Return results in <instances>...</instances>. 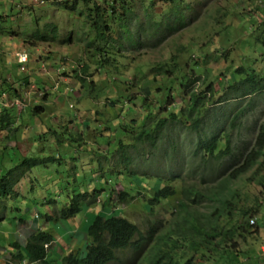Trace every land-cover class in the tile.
I'll list each match as a JSON object with an SVG mask.
<instances>
[{
    "label": "rangeland",
    "instance_id": "rangeland-1",
    "mask_svg": "<svg viewBox=\"0 0 264 264\" xmlns=\"http://www.w3.org/2000/svg\"><path fill=\"white\" fill-rule=\"evenodd\" d=\"M74 1L77 4L72 8ZM82 2L91 7L92 17L97 5L104 9L114 8L113 13L107 12L106 15L111 31L107 36L110 48L105 53L117 59L112 53L124 48L120 53L122 57L115 60L118 67L120 65V81L123 85L126 84L125 87L118 86V92L126 93L131 85L136 93L140 92L136 90V82H139L136 79H140L139 69L146 70L145 77L149 75L152 65L161 64L160 69L164 68V64L170 67L171 56H178L181 67L177 74L179 79L174 80L168 89L164 88L169 93L168 96L165 95L167 98L162 105L166 107L165 110L171 109L174 103L186 107L189 104L190 90L203 91L201 97L206 99L207 109L204 110L203 123L198 131H192L188 126L189 122L168 123L155 142V147L141 146L138 153L132 152V159L127 162L118 159V154L108 148L113 147V143L120 138H128V135L123 136L119 132V128L127 129V133L133 130L131 120L143 119L144 110L136 104V112L135 107L123 99L117 102L116 107H104L107 104L104 95L96 97L101 86L106 87L109 96L114 95V88L110 81L105 80L108 77H104L103 72H98L92 52L85 53V43L94 40L96 33L92 29L91 16L87 18L88 11ZM122 11L127 12L122 15ZM263 19L264 0H0V91H10L11 89H6L7 84L12 86L15 80L18 81L15 87L22 89L19 91L22 97L18 99L15 96L7 97V93L0 94V104L4 103V99L10 105L23 107L21 120L17 107L14 112L18 116L14 120L21 123L15 135L17 141L11 139L13 142H6L5 131L0 133V160L1 156L4 158L0 171L4 166L14 164L19 156V150L3 146L5 142L8 145L16 144L24 154L34 143H39L38 135L46 131L49 125L57 126L74 120L72 128L75 130L79 127L82 130L85 122L81 120L89 119L91 122V128L83 134L87 150L82 152L76 146L65 148L45 141L48 144L47 153L60 154L63 159L60 162L53 161L47 167L40 166L30 170L16 186L21 197H25L24 204L19 205L23 210L21 214L16 210H9V217L0 223V264L17 262L11 258L6 248L10 246L14 236L23 244L26 236L37 228L53 233L54 241L48 246L50 260H58L71 250H80L83 254L86 250V226L91 221V214L98 210L105 211L106 214L124 215L142 231L158 225L155 233L159 234L179 218L177 202L184 186H193L202 191L219 186L222 179L251 149L260 126L264 124V91L242 98L225 96L232 71L246 62L243 57L250 58L248 67L257 69L264 75V63L252 59L255 53L250 48L253 39L251 34H255L254 28ZM53 24L57 27L56 32L52 31ZM42 36L46 40L41 41ZM19 52L28 55V61L21 63V66L16 60V53ZM83 63L89 65L86 75L80 73ZM76 70L87 81H96L95 89L98 91H94L89 100H76L86 92V88L80 87L77 82ZM184 75L199 80L191 84L182 95L177 88ZM23 77L30 83H22ZM158 79L157 77L156 80ZM126 80L136 82L126 83ZM210 82L212 91L206 89ZM141 85L155 90L160 82L148 79ZM149 98L155 96L151 94ZM37 104L45 105L46 111L33 115L31 108ZM239 109H243V113L232 124L234 113ZM109 114L112 116L106 120ZM76 117L81 124L75 121ZM154 118L152 116L148 119L145 125L152 124ZM215 128L220 130L218 134L221 137V148L225 145V134L229 135L231 153L221 159L209 157L207 161L202 160L200 154H193L199 131L202 138H206ZM67 135L69 133L65 137ZM45 137L52 140L50 134L45 133ZM76 142L78 141H72ZM38 147L39 145L33 150ZM263 158L262 156L257 164L230 182V187L235 191L236 208L256 211L249 218V224H252L251 219L255 223L250 228L251 234L236 236L239 253L242 255L240 257L238 253L235 264H264V196L260 184L264 180V164H261ZM74 165L77 166L79 179L75 182V174L68 172ZM169 177L176 178L173 181L166 180ZM70 178L74 184L79 181L87 187L96 184L107 189L116 185L117 191L128 189L134 197L131 201L122 203L110 200L109 205L102 210L101 202L106 196L99 194L90 206L73 218L52 221L46 219L43 213L53 212L48 207L44 210L43 205L32 204L28 196L30 185L34 186L38 196L55 189L60 196H64L67 191L71 192L72 186L67 188L69 185L66 183ZM163 182L170 183L176 193L148 209L146 195L152 192V188L164 184ZM39 184L44 186L40 187ZM212 204L205 200L197 207L206 213L212 210ZM19 216L29 221L28 225L20 222L16 226ZM239 219V215H236L235 220ZM222 223L229 227L225 219ZM256 224L259 225L257 232ZM26 227L28 228L25 229ZM148 245L150 244L146 246ZM120 258L119 264H137L139 257L133 259L132 254L126 251L124 256L121 253ZM202 261V264L212 262L207 259V255ZM139 264H144V256L143 263Z\"/></svg>",
    "mask_w": 264,
    "mask_h": 264
},
{
    "label": "trees",
    "instance_id": "trees-1",
    "mask_svg": "<svg viewBox=\"0 0 264 264\" xmlns=\"http://www.w3.org/2000/svg\"><path fill=\"white\" fill-rule=\"evenodd\" d=\"M76 4L77 2L74 1L72 8H75ZM82 4L88 11L87 18H90L91 7L84 2H82ZM121 7L124 8V6ZM113 11V7L104 9L99 7V5L96 6L94 17L91 16L92 29L96 33V38L85 43L84 47L86 52H84H92L93 58L97 63L98 72L100 74L103 72L105 74L104 77H108V79L105 80L110 81L111 86L114 88L113 96L107 95L108 91L104 86H101L102 89H99L100 93L96 94V97L104 95L105 101H107L104 107H116L117 102L123 99L133 105L136 112L138 110L136 104L141 106V110H144L142 115L143 119L140 121H137L135 118L131 120L132 123H130L133 130L127 133V129L119 128V132L123 134V136L128 135V138H120L117 142L113 143V147L107 146L118 154V159L124 162L126 160L127 162L132 159V152L135 154L138 153L141 146L150 145L151 147H155V142L160 138L161 132L168 123L178 121L185 124L189 122V128L192 129V131H198L203 123L204 110H206L207 107L206 99L201 97L204 92L197 90H190L189 104L186 107L174 103L171 109L165 110L166 107L162 105L165 98H167L165 95L169 93L164 88L168 89L174 80L179 79L177 78V74L181 67L177 55L171 56L169 61H172V65L170 67L164 64V68L160 69L161 64L157 66L155 64L152 65L149 70V77H144L146 70L139 69L140 79H136V81L139 82L135 80L124 81L131 84H134L133 81H135L138 84H136V90H140V92L137 91L136 93L132 89L133 85L128 88L129 91H126V93L123 91L118 92V86H122L123 84L120 81L121 74L118 72L120 65L118 67V63L116 64L115 60H118L124 48L119 49L117 53L111 52L118 57L117 59H113L109 56L110 54L105 53L108 52L110 48L107 36L111 31L109 30V24L106 22V15L107 12L113 13ZM122 12V15H124V12L126 13L127 11ZM81 13L80 11L79 14ZM153 22L155 23V21H152V23ZM153 27L155 26L153 25ZM164 28L166 27L164 26ZM52 31H57V27L54 24ZM254 31L255 34H251L253 39L250 45L253 53H255V57L252 59L264 63V19L254 28ZM40 40L44 41L46 39L42 36ZM112 49L114 48L112 47ZM243 59L246 61L244 62L245 64H240L232 71V79L228 82L229 84L225 90V96L231 95L242 98L264 91V75L261 74L259 70L248 67L250 58L245 56ZM16 60L21 66V62L18 61L17 55ZM83 64L84 65H81L80 73L86 75L89 65L87 63ZM237 76L239 78H237ZM157 77L159 78L158 80H156ZM23 79L24 82L22 83H25V85L30 83L26 77H23ZM76 79L80 87L86 88V92L78 96L76 100H89L91 94L94 91H98L97 88L95 89L96 81H87L85 77L78 74L77 70ZM148 79H151L153 82L159 81L160 86H157L155 90L151 89L150 86H142V82L144 83ZM198 80L199 78L191 76L185 77L184 75L180 78L177 90L184 95L186 89L188 90L191 84ZM223 82H218V84ZM17 83L18 81L15 80L12 86L7 84L8 86L6 89L11 90L4 92V90L1 89L0 94L5 95L4 93H7V97L9 98H13L11 96H15L17 99L22 97L20 93L22 89L15 87L18 85ZM125 85L126 84L123 86L125 87ZM206 89H212L211 82L206 86ZM70 90L72 91V89ZM104 90L106 94L103 92ZM151 94L157 99L149 98ZM3 101L4 103L0 104V133L5 131L4 138L6 142H13L11 139L17 141L15 135L21 123H17L16 120H14V117H18L14 112L16 109L15 107L18 108V106L17 104L10 105L5 102L4 99ZM9 108H11L12 112H10L11 110ZM18 109L21 120V118H23L21 114L23 107H19ZM31 109L33 115L37 113L43 114L46 111V106L37 104L33 105ZM12 113H14V116ZM241 113H243V109H239L234 113L232 124ZM111 116L112 115L109 114L106 120H109ZM152 116H155L154 122L145 125L146 121L151 119ZM72 121L74 120H70V123L67 124L64 123L57 126L49 125L46 127V131L38 135L39 143H34L32 148L24 154L16 144L8 145V143L6 144L5 142L3 146H10L18 149L19 156L14 164L11 166L6 165L0 171V223L4 220L6 221L9 217L7 213L9 210H16L21 214V210L23 209L19 205L24 204L23 200H25V197L24 195L21 197L22 194L16 190V186L25 175L36 167H47L49 163H53V161L60 162L63 159L60 154L55 155L47 153L46 146H48V144L46 143H53L65 148L76 146L78 148L77 150L81 149L82 152L87 150L88 146L83 139V134L87 133V130L91 128L90 120H81L85 122L84 130H79V127L74 130L71 126ZM75 121L81 124V121H79L77 117ZM69 125L71 127H69ZM219 131V128H215L211 135L206 138H202L199 131V137L193 154H200L202 157L201 159L205 161H207L209 157L216 160L229 155L231 153L230 137L227 133L225 134V145L221 148L219 145L221 141V137L218 134ZM45 133L50 134L52 140L46 139ZM68 133L69 136L67 135L65 137V134ZM72 141L78 142L72 143ZM53 144H51V146ZM38 145L39 147L33 150ZM99 149L101 148L99 147ZM30 153H32V155ZM262 156L264 157V124L260 126L251 149L244 155L243 160L231 169L228 175L222 179L219 186L207 189L206 191L196 189L193 186H184L181 189V197L177 202V207L180 210L179 218L177 221H174L171 227L166 228L164 232L159 234L155 233L158 225H153L145 231H142L138 228L137 224L130 221L124 215L106 214V212L103 211L104 214L101 210H98L96 213L91 214V221L86 226L85 238L87 242L85 247L86 250L83 254H81L80 250H71L59 257L58 260H50L48 248L45 245L48 246L54 241L53 233L41 228L32 230V232L26 236L23 244H21L17 236H14V240L10 242V246L6 249H8L11 258L17 260V262L12 264H119L121 253L124 256L126 251L132 253L133 259L139 257L137 264L143 263V256L144 264H202V258H205V255H207V259L212 261L211 264H235L238 261L237 256L239 253L236 236L245 237L250 233V228L255 223L249 224V218L255 215L254 213H256V211L238 210L236 208L235 191L230 187V182L239 178L240 175L257 164ZM3 163L4 158L1 156L0 164L4 165ZM262 163L264 164V158L261 161V164ZM76 168L77 166L74 165L68 169V172L75 174L73 178L74 182L78 179ZM127 168L128 166H126V169ZM175 178L176 177H169L166 180L173 181ZM66 183L69 185L67 188L72 186V189L71 192L67 191V194L64 196H60L57 189L49 193L46 192V194L42 196H38L36 195L34 186L30 185L29 187L28 196H30L29 199L32 200V204H40L43 205L44 210L47 207L52 210V214L49 212L43 213L44 217L48 220L50 219V221L54 219L68 220L77 216L86 207L90 206L99 194H102V197L103 195L106 196L101 202L102 210H104V206L107 204L109 205L110 200L122 203L129 202L134 197V194L131 195V193L127 191L128 189L117 191L115 189L116 185H111L107 189L102 185L98 187L96 184L87 187V185L79 181L77 182L78 184H74L72 178ZM260 184L262 185V194L264 196V180H261ZM39 186L43 187L44 185L39 184ZM175 193L176 191L170 183L159 185L156 188H152V192L146 195V205L149 207L148 209H151L153 206L160 204L163 200L173 196ZM205 200L213 203L211 206L212 210L206 213L200 211L197 207L200 202H204ZM236 215H239V220H235ZM224 219L229 223V227H226L225 224L222 223ZM20 222H23L24 225H28L29 223L23 216H19L16 226H18ZM27 228L28 227L25 229ZM257 231H259L258 224H256L255 232ZM147 244L150 245L146 246ZM241 255L242 254L239 253L240 257ZM8 264L11 263L9 262Z\"/></svg>",
    "mask_w": 264,
    "mask_h": 264
},
{
    "label": "built area",
    "instance_id": "built-area-1",
    "mask_svg": "<svg viewBox=\"0 0 264 264\" xmlns=\"http://www.w3.org/2000/svg\"><path fill=\"white\" fill-rule=\"evenodd\" d=\"M16 55L18 57V61H20L21 63L26 62L28 59V56L25 52H19V53H16ZM251 222L253 223L254 220L251 219ZM263 251H264V246H263Z\"/></svg>",
    "mask_w": 264,
    "mask_h": 264
},
{
    "label": "clouds",
    "instance_id": "clouds-1",
    "mask_svg": "<svg viewBox=\"0 0 264 264\" xmlns=\"http://www.w3.org/2000/svg\"><path fill=\"white\" fill-rule=\"evenodd\" d=\"M86 242H87V241H86ZM45 246L48 248V246H49V245H48V246H47V245H45ZM129 252H130V251H129ZM130 253H131V252H130ZM131 254H132V253H131ZM132 257H133V255H132ZM133 258H134V257H133Z\"/></svg>",
    "mask_w": 264,
    "mask_h": 264
},
{
    "label": "bare ground",
    "instance_id": "bare-ground-1",
    "mask_svg": "<svg viewBox=\"0 0 264 264\" xmlns=\"http://www.w3.org/2000/svg\"><path fill=\"white\" fill-rule=\"evenodd\" d=\"M149 260V259H148Z\"/></svg>",
    "mask_w": 264,
    "mask_h": 264
}]
</instances>
